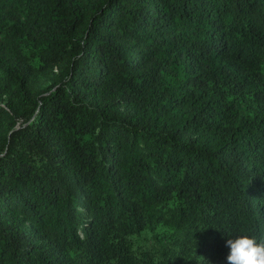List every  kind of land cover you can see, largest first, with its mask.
<instances>
[{
    "label": "trees",
    "instance_id": "trees-1",
    "mask_svg": "<svg viewBox=\"0 0 264 264\" xmlns=\"http://www.w3.org/2000/svg\"><path fill=\"white\" fill-rule=\"evenodd\" d=\"M264 239V0H0V264H227Z\"/></svg>",
    "mask_w": 264,
    "mask_h": 264
},
{
    "label": "clouds",
    "instance_id": "clouds-1",
    "mask_svg": "<svg viewBox=\"0 0 264 264\" xmlns=\"http://www.w3.org/2000/svg\"><path fill=\"white\" fill-rule=\"evenodd\" d=\"M225 243L229 249L227 264H264V239L257 242L255 237L239 235Z\"/></svg>",
    "mask_w": 264,
    "mask_h": 264
}]
</instances>
